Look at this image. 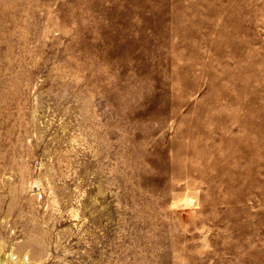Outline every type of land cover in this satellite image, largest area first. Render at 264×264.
<instances>
[{"label": "rangeland", "instance_id": "rangeland-1", "mask_svg": "<svg viewBox=\"0 0 264 264\" xmlns=\"http://www.w3.org/2000/svg\"><path fill=\"white\" fill-rule=\"evenodd\" d=\"M0 264H264V0H0Z\"/></svg>", "mask_w": 264, "mask_h": 264}]
</instances>
